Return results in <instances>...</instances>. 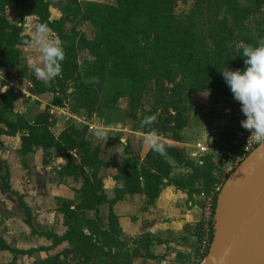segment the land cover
I'll return each mask as SVG.
<instances>
[{"label":"trees","instance_id":"obj_1","mask_svg":"<svg viewBox=\"0 0 264 264\" xmlns=\"http://www.w3.org/2000/svg\"><path fill=\"white\" fill-rule=\"evenodd\" d=\"M174 2L175 0H116L113 4H105L103 5L104 16L100 17L98 22L100 28L93 37L88 38L83 32L76 29L65 32L62 25L67 19V15L57 20L51 19L50 5L46 0H0V70L8 71L14 68L21 56L19 47L30 40V36L23 33L22 25L9 22L5 12L10 4H13L21 17L34 15L38 17L41 25L54 31L60 39V45L66 56L74 58L78 48H85L93 54L95 65H98L99 61L102 62L104 59L106 52L113 49L119 50L117 45H124L131 48L132 55H135L133 60L135 69L131 68V72L127 74L130 85L135 87V98L137 93H141L148 87L150 81H153L157 86L165 81L172 83V87L167 89L166 95L155 96V100L163 104V114H166L162 125L160 128L153 127V123L159 117L157 115L158 108L155 107L147 112V117H154V119L150 124H145L142 120L141 131L146 134L150 132L157 134L158 130H164L170 133L171 139L181 141L182 132L188 124L192 109L190 94L203 91L224 95V90L228 85L219 70L225 67L230 68V66L215 61V57L209 55L208 50L200 45V38L190 32L187 23L177 25L178 23L173 17ZM197 3V14L200 9L213 11V5L207 4L203 8L204 0H197ZM233 9H237L235 15L238 18L234 16V22L238 23L243 17L244 9L236 6ZM211 30H214V27ZM117 57H124V55L119 53L113 55L114 59ZM98 71L97 73H99ZM68 72L69 63L66 61L65 66H61L60 73L67 75ZM177 76L182 77L183 80L189 79V90L181 82H174ZM58 79L55 77L48 83H44L36 79L34 75L31 76L34 92L38 94L53 93L52 105L55 107H61L63 103V99L59 96ZM86 89H89V84ZM2 97L0 102V145L2 144V135L16 136L19 134L21 138L20 152L23 155L34 151L37 146L44 149L58 148L59 155L66 158V163L59 170L60 176L76 177L80 172L85 174L78 189L81 195L78 207L72 208V204L68 202L62 204L61 211L67 225L66 233L62 236L51 232L46 233L47 236L53 237L54 245L67 240L72 244V247H77L80 251H84L83 248L86 249V247L99 249L112 259V264H121L117 260L119 252L113 250L119 235H122L118 218L112 209L115 202L128 193H143L146 203L153 204L160 196L164 180L177 187L188 189L191 194L199 192L197 183L208 191L214 187L217 181L212 172L213 164L207 158L202 163H196L187 158L182 149L163 142V154L150 148L142 159L139 156L136 142L134 149V142L128 140L124 148V168L113 176L123 185L116 188V195L109 200L103 189L102 177L98 174L102 167L108 166V163L101 157L99 148L92 147L86 133H82L77 127L71 125L55 136L50 127L52 114L49 111V106L38 113L32 121L27 120L21 114L17 115L16 119H12L10 112L14 109V103L11 94L6 93ZM127 115L132 118L138 116L135 109ZM172 160L177 165L188 166L190 172L185 177L173 176L175 164ZM8 176L6 173L0 177H2L6 189L18 196L26 215V222L31 225V210L22 197L11 189ZM106 202L110 203L109 223L107 228L101 227L102 231H99V228L95 226L96 220L87 216L86 212L95 210L98 213V207ZM78 212L84 215L83 220L78 216ZM84 220L87 224L82 223ZM104 225L103 223L102 226ZM155 241L160 242L161 240L148 234L136 238L135 255L155 258L156 256L151 252V246ZM73 249L69 251H73ZM0 250H9L15 254L10 264H15L17 254L30 255L34 251V249L12 248L1 237ZM69 251L65 250L62 253L66 256ZM60 254L45 258L41 264H63Z\"/></svg>","mask_w":264,"mask_h":264},{"label":"rangeland","instance_id":"obj_2","mask_svg":"<svg viewBox=\"0 0 264 264\" xmlns=\"http://www.w3.org/2000/svg\"><path fill=\"white\" fill-rule=\"evenodd\" d=\"M46 1L50 5L51 19L57 20L67 15V19L62 25V29L65 32H71L76 29L91 38L100 28L98 22L100 17L104 16L103 5L113 4L116 0ZM207 4L209 6L213 5V11L200 9L197 14V0H175L173 17L177 21V25L180 26L187 23L190 32L200 38V45L208 50L209 55L215 57V61L218 63L230 66L233 70L243 68L244 61L243 57L240 56L239 46H254L259 39L264 38V0H204L203 8ZM232 6L244 9L243 17L238 23L234 22V16L238 18L235 15L237 9L234 10ZM5 14L9 22L22 25L24 34L29 35L34 26L41 25L38 17L34 15L21 17L13 4L7 7ZM212 27H214V30H211ZM48 30L49 36L58 39L60 42L58 35L51 29L48 28ZM117 46L119 50L113 49L106 52L104 59L102 62L100 60L98 65H95L93 54L85 48H78L74 58L66 56L64 53L61 66L64 67L66 61H68L69 72L67 75L65 73L61 75L60 73L57 76L59 78L57 81L59 96L63 99L61 107L52 105L53 93L38 94L33 90L31 81L33 73L31 68L27 66V58L35 56L37 53L31 40L19 47L21 56L14 68L8 71L0 70V92L2 87L4 89L0 93V102L3 99V94H11L14 103V109L10 112L11 118L16 119V116L21 114L27 120L32 121L39 111L42 112L49 106V111L52 114L50 127L55 136H58L59 132L63 131L67 126L72 125L77 127L82 133H86L93 148H99L101 157L108 163V166L102 167L98 172L100 176L103 173L111 175L113 172H117L120 167L124 168V148L128 140L134 142V149L136 142L139 156L142 159L146 156L143 155L146 152V143L142 139L144 137H142L141 133L143 132L140 129L142 120L147 117L148 110L157 107V115L159 117L153 123V127L160 128L166 118V114H163V104L160 101H156L155 96L166 95L168 93L167 89L172 87L170 81H165L162 83L163 85L159 86L150 81L148 87L141 93H137L135 98V87L133 88L130 85L127 78L131 68L135 69L133 64L135 55H132L133 50L131 48L124 45ZM118 53L124 55V57L114 59L113 55ZM97 70H99V73H97ZM174 82H181L185 87H188L187 90L190 89L188 78L183 80L182 77L177 76ZM88 84L89 89H86ZM224 92V95L203 91L190 94L192 109L188 124L182 132L181 142L188 143V145H183L182 151H184L187 158L196 163V158H190L186 150H195L193 145L196 142L214 134H219L223 140L230 141L234 135L230 129H232L233 125L240 124V121L245 118L241 112L240 104L233 98L228 86ZM85 101L87 104H85ZM133 109L138 114L137 118L127 115ZM155 136L167 144H169L168 140L171 139L169 137L170 133L164 130H158ZM8 146L13 147L14 145L12 143L8 144ZM29 156L26 167L29 168L30 164L37 167L44 158L48 163L45 175L54 177V181L62 180L55 172L66 161V158L59 155L58 148L44 149L41 146H37ZM205 158L210 159L209 156ZM205 158L200 160L204 161ZM172 162L176 163L173 160ZM212 164V172L217 178L216 185L224 180L225 171L217 166L216 163L212 162ZM189 172L188 166L175 164L172 175L185 177ZM25 175H27L26 178L24 177L25 186L27 191H30L26 195L31 196L34 202L37 198V192L34 191L33 179L29 175V170L26 171ZM84 175V173L80 172L76 177L64 179L56 185L58 190L54 194L58 192L59 196H71L72 199L58 196L56 197L58 199L57 201L55 200L56 202L41 207V209L44 208V212L48 215H46L47 217L42 216L34 220L37 228L49 230L48 223H44L46 221L52 223L57 229L62 227V214L60 211L63 207L62 204L68 202L74 207H78L81 197L78 188L83 182ZM60 185H66L68 188L63 189ZM196 186L200 192L199 187H201V184L197 183ZM90 213L86 212L88 215ZM100 213L104 214L100 209V212L98 210V213L95 212L91 218L96 220L95 226L99 228V231H102L105 225L102 226L103 222ZM78 216L82 220L85 218L81 212H78ZM82 223L87 224L85 220ZM54 226H52L53 229ZM0 231L7 235L3 230L0 229ZM9 238L16 239L13 236H9ZM136 238L138 237L119 235L116 246L113 249L119 252L117 260L121 264H160V260L152 262L145 260L146 257L135 255ZM65 248L64 245H59L49 252L39 251L32 256L17 254L15 264H41L42 260L45 259L42 258L47 254H52L49 257H53L55 252H60ZM73 248L72 254L66 256L61 254L60 259L63 260V264H112V259L99 249L86 247V249L83 248L84 251H80L77 247ZM13 254V252L9 251L0 252V264H10Z\"/></svg>","mask_w":264,"mask_h":264},{"label":"crops","instance_id":"obj_3","mask_svg":"<svg viewBox=\"0 0 264 264\" xmlns=\"http://www.w3.org/2000/svg\"><path fill=\"white\" fill-rule=\"evenodd\" d=\"M3 90L2 87L1 92H3ZM40 112L41 111L38 113ZM145 134L146 133H141L142 137H145ZM142 139L144 140V138ZM1 141L0 176L8 173V181L11 189L17 192L29 206L32 218L31 225H29L26 222V215L19 202L18 196L6 189L3 179L0 177V229L7 234L4 235L0 231V237L12 248L18 250L34 249L32 254L22 255L32 256L35 252L39 251L49 252L59 245H64L66 248L60 252H55L54 255L61 253L65 256L62 252L71 250L73 248L72 244L64 240L54 245L53 237L46 235L48 232L56 234L57 236H62L66 233L67 225L65 224L63 212L60 210L63 224L61 225L62 227L58 229L52 223L46 221L44 223H48V228L50 229L41 230L35 226L34 220L48 215L44 212V208L41 209V207L58 200L56 198L59 196V194H57L58 192L54 194L55 191L58 190V186L56 185L61 183L64 179L73 177L60 176L59 174V170L66 161L62 163L57 172H55L62 180L54 181V177L45 175L48 164L46 159L43 158L42 162L37 167L31 164L29 168L26 167L28 162L27 158L29 160L31 152L28 153L29 155H23L20 152L21 138L19 134L16 136L2 135ZM12 143L14 145L13 147L8 146V144L10 145ZM168 143H173L170 145L180 149L184 148L183 145H188V143L173 139L168 140ZM150 148L151 147L146 144V152L143 155H146ZM186 152H189V149L186 150ZM27 170H29V175H31L33 179L32 184L34 191L37 192V198L34 202L31 196L26 195L27 192H30L29 190L27 191L24 180V177H27V175H25ZM122 170L123 168L120 167L117 172H113L111 175L108 173L107 175H105V173L101 174L103 189L109 200L116 195V188L122 187L123 185L121 181L115 180L113 177ZM60 186H62L63 189L68 188L66 185ZM59 197L72 199L71 196ZM71 207L74 208L73 205ZM100 209L104 212V214L100 213V216L107 228V224L109 223L110 203L106 202L100 205L98 207L99 212ZM112 209L118 218L119 227L123 235L127 237H139L148 234L161 240L160 242L155 241L154 245L151 246V252L156 257H146L145 260L152 262L160 260V264H194L198 248L199 226L203 218L207 215L205 202L200 196V192L191 194L188 189L177 187L175 184L164 180L160 196L155 203L147 204L143 193H128L115 202ZM87 212H91L90 215H87L92 217L95 210H89ZM52 226H54V229ZM85 231L88 232L87 229H85ZM9 236H13L16 239H11ZM7 251L9 250H0V252ZM69 254H72V252L69 251L68 255ZM49 255L47 254L42 259L49 257ZM14 257L15 254H13V259Z\"/></svg>","mask_w":264,"mask_h":264},{"label":"water","instance_id":"obj_4","mask_svg":"<svg viewBox=\"0 0 264 264\" xmlns=\"http://www.w3.org/2000/svg\"><path fill=\"white\" fill-rule=\"evenodd\" d=\"M252 153L217 196L213 239L203 264H264V153L251 159Z\"/></svg>","mask_w":264,"mask_h":264},{"label":"clouds","instance_id":"obj_5","mask_svg":"<svg viewBox=\"0 0 264 264\" xmlns=\"http://www.w3.org/2000/svg\"><path fill=\"white\" fill-rule=\"evenodd\" d=\"M30 27H32L30 25ZM44 25H36L30 32V40L37 55L27 58L36 79L48 83L60 74L63 49L58 39L49 36ZM240 56L244 67L235 70L225 67L219 70L228 85L233 98L240 103L245 117L241 127L251 132L258 143H264V38L253 45H240ZM154 117H146L143 123L150 124ZM144 142L155 152L163 154L164 145L154 133H148Z\"/></svg>","mask_w":264,"mask_h":264},{"label":"built area","instance_id":"obj_6","mask_svg":"<svg viewBox=\"0 0 264 264\" xmlns=\"http://www.w3.org/2000/svg\"><path fill=\"white\" fill-rule=\"evenodd\" d=\"M230 131L234 134L230 141L223 140L219 134H214L204 138V140H199L193 145L195 150L187 152L190 158H196L197 162L200 163H202L200 159L209 156L210 162L216 163L225 171L224 180L214 185L212 189L206 191L202 186L199 187L207 215L199 226L198 248L194 264H203L209 252L214 234L215 203L224 181L248 155L257 148L264 146V143L256 142L250 136L251 132L242 128L241 124L233 125ZM216 143L218 144L216 145Z\"/></svg>","mask_w":264,"mask_h":264},{"label":"bare ground","instance_id":"obj_7","mask_svg":"<svg viewBox=\"0 0 264 264\" xmlns=\"http://www.w3.org/2000/svg\"><path fill=\"white\" fill-rule=\"evenodd\" d=\"M262 153H264V146H261L259 148H257L251 155V159L261 155Z\"/></svg>","mask_w":264,"mask_h":264}]
</instances>
